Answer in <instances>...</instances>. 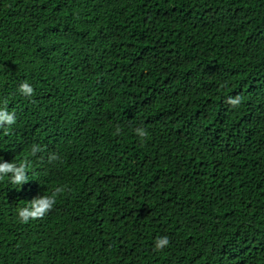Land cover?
<instances>
[{
	"label": "trees",
	"instance_id": "obj_1",
	"mask_svg": "<svg viewBox=\"0 0 264 264\" xmlns=\"http://www.w3.org/2000/svg\"><path fill=\"white\" fill-rule=\"evenodd\" d=\"M0 107V264H264V0H0Z\"/></svg>",
	"mask_w": 264,
	"mask_h": 264
},
{
	"label": "clouds",
	"instance_id": "obj_2",
	"mask_svg": "<svg viewBox=\"0 0 264 264\" xmlns=\"http://www.w3.org/2000/svg\"><path fill=\"white\" fill-rule=\"evenodd\" d=\"M19 92L27 97H31L34 94V88L31 83L25 81L19 85ZM228 103L231 105H238L240 98H229ZM16 122L14 112H10L7 107H0V127L5 125L11 126ZM120 129L117 128L116 132L119 133ZM135 134L143 140L148 136L146 129L138 127L135 129ZM40 148L38 145H33L31 148L30 155H35ZM55 158V156H53ZM27 159V158H26ZM26 163H14L4 161L0 158V178L8 177L11 182L17 186L22 185L28 181L26 173ZM64 191L61 187H56L51 193H45L37 195L35 198L30 200L25 206L17 208V216L20 222L27 223L30 219L42 218L45 216L56 204L58 194ZM170 243L167 236L159 237L154 241V247L156 250H162Z\"/></svg>",
	"mask_w": 264,
	"mask_h": 264
}]
</instances>
